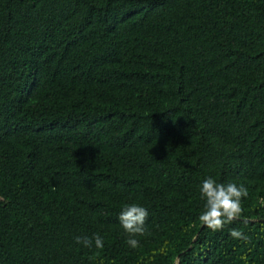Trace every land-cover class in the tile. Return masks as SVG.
I'll return each instance as SVG.
<instances>
[{"label": "trees", "instance_id": "obj_1", "mask_svg": "<svg viewBox=\"0 0 264 264\" xmlns=\"http://www.w3.org/2000/svg\"><path fill=\"white\" fill-rule=\"evenodd\" d=\"M208 177L249 190L220 232ZM260 197L264 0H0V264H264Z\"/></svg>", "mask_w": 264, "mask_h": 264}, {"label": "clouds", "instance_id": "obj_2", "mask_svg": "<svg viewBox=\"0 0 264 264\" xmlns=\"http://www.w3.org/2000/svg\"><path fill=\"white\" fill-rule=\"evenodd\" d=\"M199 195L204 202L203 209L198 216L200 224L212 232H220L224 230L226 225L241 220L244 214L243 201L249 197V190L243 184L220 183L213 177H208L202 181L199 187ZM258 204L264 207V197L258 199ZM148 217V210L139 203H127L122 207L118 220L128 237L126 244L129 248L138 249L141 246L138 238L151 235L146 226ZM229 235L234 240L244 243L250 242V237L239 229H230ZM75 243L88 249L93 247L103 249L104 247V240L99 234L92 237L77 236ZM151 255L152 257L168 255L167 242L158 250L153 251ZM241 258L245 259L244 257Z\"/></svg>", "mask_w": 264, "mask_h": 264}]
</instances>
